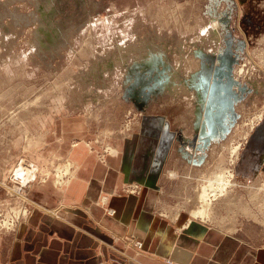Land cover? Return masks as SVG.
<instances>
[{"label":"rangeland","instance_id":"1","mask_svg":"<svg viewBox=\"0 0 264 264\" xmlns=\"http://www.w3.org/2000/svg\"><path fill=\"white\" fill-rule=\"evenodd\" d=\"M149 115L173 135L162 213L194 217L203 188L229 170L203 219L264 245V179L235 170L264 117V0H0V210L28 206L17 228L34 212L33 185L62 189L78 176L79 164L53 145L72 137V148L88 143L105 163ZM21 161L34 172L26 199L11 180ZM142 183L124 181L118 194ZM125 237L138 247L141 238Z\"/></svg>","mask_w":264,"mask_h":264},{"label":"crops","instance_id":"2","mask_svg":"<svg viewBox=\"0 0 264 264\" xmlns=\"http://www.w3.org/2000/svg\"><path fill=\"white\" fill-rule=\"evenodd\" d=\"M154 116L144 118L119 157L109 155L105 163L88 143L72 148V137L53 145L79 164L78 176L62 189L51 180L33 185L28 192L33 214L11 233L0 230V264H264L258 236L249 239L211 220L162 213L170 210L161 175L173 135L167 120ZM236 162L238 174L264 179V117ZM127 180L147 184L139 185V193L118 194ZM112 190L106 205L114 214L95 202ZM4 191L0 183V195ZM125 235L141 238L143 247L127 243Z\"/></svg>","mask_w":264,"mask_h":264},{"label":"bare ground","instance_id":"3","mask_svg":"<svg viewBox=\"0 0 264 264\" xmlns=\"http://www.w3.org/2000/svg\"><path fill=\"white\" fill-rule=\"evenodd\" d=\"M232 149V148H231ZM239 148L235 149V151L239 152L238 150ZM112 151V150H110ZM234 151V152H235ZM113 153H115L114 151H112ZM111 152V153H112ZM235 152V153H236ZM115 155V154H114ZM28 166V165H27ZM70 164H64L62 165V168H60L58 171H59V174H58V179L59 180H62L66 174H68L70 172ZM35 170V169H33ZM229 170H225V169H221L218 173H214L215 175L212 176V178L209 180V182L207 183V185L203 188V193L201 194V201H202V207L201 209H198V210H194L193 211V214L195 216H200L202 218L204 217H207L208 216V209H209V197L211 195H217V193H222V191H225L229 185H230V177L232 176L231 174H229L228 172ZM38 173V172H37ZM13 174V175H12ZM12 174H11V180H13L14 182H19L20 184L17 186V190H16V194H22L21 192V188H23L24 185L28 184L29 181L31 182L33 180V177H34V172H31L29 170V168H24L23 165L21 163H18L16 164L14 167H13V171H12ZM43 177L45 178H48L49 174L48 175H44V171L42 169V173H41ZM62 177V178H61ZM44 178V179H45ZM74 178V177H73ZM232 178V177H231ZM57 179V180H58ZM4 183V182H3ZM35 183V181L32 182V185ZM58 183V182H57ZM72 183V182H70ZM59 184V183H58ZM5 185V184H3ZM234 185V184H232ZM30 186V185H29ZM15 192V191H14ZM24 193V192H23ZM218 194V195H219ZM225 194V192H224ZM24 195V194H23ZM18 196V195H17ZM22 196V195H21ZM25 196V195H24ZM22 196V197H24ZM26 199V197H24ZM214 198V197H213ZM103 199V198H102ZM105 201V200H103ZM211 202V200H210ZM10 204V203H9ZM17 204V203H16ZM15 204V205H16ZM22 206V205H21ZM263 208V209H262ZM261 209L264 210V206L262 207ZM112 209V208H110ZM210 209H212L210 207ZM27 210V209H26ZM115 212V209H112L111 211H109V213H113L114 214ZM212 212V211H210ZM27 213V211H26ZM23 216V215H22ZM207 219V218H206ZM144 244V243H143Z\"/></svg>","mask_w":264,"mask_h":264},{"label":"built area","instance_id":"4","mask_svg":"<svg viewBox=\"0 0 264 264\" xmlns=\"http://www.w3.org/2000/svg\"><path fill=\"white\" fill-rule=\"evenodd\" d=\"M18 163L22 164V161L18 162ZM23 167L27 168V169L28 168L32 169L31 165H28V166L23 165ZM17 183H19V182L17 181ZM29 183H30V181H29ZM24 190H25L24 188H21V192H24ZM0 200H3V199H0ZM0 206H2V204H0ZM7 206H8V208H7L8 213L6 211L4 212V211L0 210V229L4 230V231H7V230L11 231V230H15L17 228L20 217L22 216V214H25L22 211H20V209L24 210V211L27 209V211H28V206L26 204L23 206H21V205L13 206V205L8 204ZM135 243L138 245V247H140V248L143 247V240L136 239Z\"/></svg>","mask_w":264,"mask_h":264}]
</instances>
